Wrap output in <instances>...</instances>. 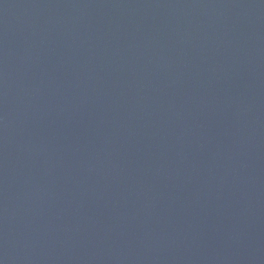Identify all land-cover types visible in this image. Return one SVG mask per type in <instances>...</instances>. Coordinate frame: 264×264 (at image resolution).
Instances as JSON below:
<instances>
[{"label": "water", "instance_id": "95a60500", "mask_svg": "<svg viewBox=\"0 0 264 264\" xmlns=\"http://www.w3.org/2000/svg\"><path fill=\"white\" fill-rule=\"evenodd\" d=\"M0 264H264V0H0Z\"/></svg>", "mask_w": 264, "mask_h": 264}]
</instances>
